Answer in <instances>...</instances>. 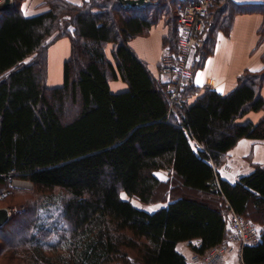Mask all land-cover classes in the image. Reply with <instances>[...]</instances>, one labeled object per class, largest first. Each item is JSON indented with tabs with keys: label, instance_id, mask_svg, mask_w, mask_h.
Returning a JSON list of instances; mask_svg holds the SVG:
<instances>
[{
	"label": "trees",
	"instance_id": "1",
	"mask_svg": "<svg viewBox=\"0 0 264 264\" xmlns=\"http://www.w3.org/2000/svg\"><path fill=\"white\" fill-rule=\"evenodd\" d=\"M20 1L0 12V190L14 176L32 183L35 195L0 229V238L14 232L0 250L5 259L192 264L194 254L228 237L233 210L261 229L260 245L243 251L244 264H264V167L235 183L218 172L240 140H264V118L244 122L264 111V69L245 71L227 95L197 96L192 79L172 103L167 83L130 42L165 19L163 44L175 49L183 0L135 9L118 0H45L47 10L33 17L23 15ZM232 9V0L215 1L194 75L214 54L218 34L230 35ZM259 35L261 44L264 23ZM61 38L70 41V57L63 85L50 88L49 50ZM114 81L127 90L113 92ZM181 186L184 194L176 195ZM135 201L159 207L148 211ZM182 244L193 254L180 252Z\"/></svg>",
	"mask_w": 264,
	"mask_h": 264
},
{
	"label": "crops",
	"instance_id": "2",
	"mask_svg": "<svg viewBox=\"0 0 264 264\" xmlns=\"http://www.w3.org/2000/svg\"><path fill=\"white\" fill-rule=\"evenodd\" d=\"M44 1L21 0L20 10L25 17L39 15L47 10L42 6ZM69 1L80 4L84 0ZM232 5V11L235 12L236 16L230 35L218 34L214 54L206 61L203 68L195 71L193 83L199 93L197 96L206 91H216L219 94L227 95L237 87L238 78L245 71L258 72L264 69V42L261 44L259 42V32L264 23L262 14L264 0H232ZM167 34L168 26L162 22L153 27L148 36L138 37L130 42V47L137 57L147 64L152 75L157 78L160 77L163 40ZM70 51L71 46L67 38H61L51 46L49 50L48 87L54 88L63 85L64 64L70 57ZM108 56L111 57V47L108 48ZM54 59L61 60L59 65L62 78L60 80H53L50 77ZM253 69H258V71H253ZM210 81H213L212 85H209ZM127 88L128 85L122 81L111 83V89L115 93L125 91ZM262 94L264 97V89ZM262 118H264V111L261 113L252 112L244 119V122L249 120L257 123ZM257 166L264 167V140L244 138L227 153L223 165L218 168V172L223 179L235 183L242 176L253 173L254 167ZM159 177L162 180L167 179L164 172H160ZM158 207L142 206L139 208L153 211ZM179 250L186 256L193 254L188 244H182ZM223 264H244L243 257L234 255L227 258Z\"/></svg>",
	"mask_w": 264,
	"mask_h": 264
},
{
	"label": "built area",
	"instance_id": "3",
	"mask_svg": "<svg viewBox=\"0 0 264 264\" xmlns=\"http://www.w3.org/2000/svg\"><path fill=\"white\" fill-rule=\"evenodd\" d=\"M4 0H0V4ZM177 21V45L176 48L170 46L163 48L160 61L159 75L167 83L166 92L170 95L171 102L181 99L187 83L194 76V62L198 60L199 52L205 44V37L208 34L210 25L215 14L212 9L216 0H183ZM210 81L209 85H212ZM9 181H14V176L9 177ZM9 184L6 189L0 190V200H5L13 195L19 185ZM13 214H24L26 209L10 208ZM229 235L224 242L210 251L211 258H204L205 255H193L192 264H223L227 258L234 255L243 257L246 246H258L261 243L260 227L238 215L233 210L230 211L228 223Z\"/></svg>",
	"mask_w": 264,
	"mask_h": 264
},
{
	"label": "rangeland",
	"instance_id": "4",
	"mask_svg": "<svg viewBox=\"0 0 264 264\" xmlns=\"http://www.w3.org/2000/svg\"><path fill=\"white\" fill-rule=\"evenodd\" d=\"M183 2L184 1H182V6H183ZM182 6H181V8H182ZM174 7H176V5ZM178 8H179V5L177 6V9ZM181 8H180V10H181ZM165 21H166L165 19L164 20L161 19V21L159 23H162V22H165ZM206 38H207V36L205 37V40H206ZM196 56H199V52L196 53ZM195 62H194V64H195ZM59 63L61 64V60L60 59L58 61L56 59L53 60V68H52V72L50 73L51 74L50 77L53 80H60L62 78V74H61V69H60ZM48 75H49V73H48ZM47 78L49 79V76ZM73 109L74 108H72V107H68V110H69L68 116H71V114L74 113ZM157 175L159 177V172L157 173ZM166 175L168 176V172L166 173ZM10 182L11 181H9L8 186H9ZM11 183H14V184L21 183L20 185H22V186L19 185L18 186L19 188H16V189L20 190V191H23V192L25 191L26 195L24 197H22V196L19 197L20 195H18V194L15 195L14 194V195H11V196L7 197L5 200H0V209L1 208H9V209L10 208H23L22 206L27 204L29 198L34 197V195H35L33 193V192H35L34 185L32 183H30L29 181H23V180H21V179H19L17 177H14V181H12ZM184 191H185V189L181 186L176 191V195L184 194ZM197 197L198 198H202V197H200L199 194H197ZM134 203L138 207H142V206H140V204L138 202L135 201ZM144 207H147V206H144ZM251 212L253 213V211H251ZM15 214L13 213L14 217L22 215L20 213H17L16 216H15ZM13 216H12V218H13ZM244 218L248 220V218H246V217H244ZM50 223H53V222L51 221ZM3 236H4L3 238H0V250H1L2 245H5V241H6V244L8 245L11 241L14 240V232L10 231L7 234H4ZM211 253H212V251H208L205 254V256H201V257L211 258L212 257ZM3 255H4V253H0V264H35V262L32 261V257L31 256H30L31 258L29 257L27 261L10 263V262H8L5 259V258H7V256L4 257ZM194 255H197V254H194Z\"/></svg>",
	"mask_w": 264,
	"mask_h": 264
},
{
	"label": "water",
	"instance_id": "5",
	"mask_svg": "<svg viewBox=\"0 0 264 264\" xmlns=\"http://www.w3.org/2000/svg\"><path fill=\"white\" fill-rule=\"evenodd\" d=\"M125 8H142L151 4L154 0H118ZM15 0H4L0 4V12L9 11L14 7ZM13 214L9 208L0 209V229L4 228L12 219Z\"/></svg>",
	"mask_w": 264,
	"mask_h": 264
},
{
	"label": "bare ground",
	"instance_id": "6",
	"mask_svg": "<svg viewBox=\"0 0 264 264\" xmlns=\"http://www.w3.org/2000/svg\"><path fill=\"white\" fill-rule=\"evenodd\" d=\"M156 27V26H155ZM163 27V26H162ZM159 68V67H158ZM155 69V68H154ZM156 70V69H155ZM155 70H153L154 72H155ZM157 71V70H156ZM21 183H17L16 185H20ZM20 186H22V185H20Z\"/></svg>",
	"mask_w": 264,
	"mask_h": 264
},
{
	"label": "snow or ice",
	"instance_id": "7",
	"mask_svg": "<svg viewBox=\"0 0 264 264\" xmlns=\"http://www.w3.org/2000/svg\"><path fill=\"white\" fill-rule=\"evenodd\" d=\"M253 71H258V69H253ZM221 91H222V90H221ZM122 198H126V197H123V196H122Z\"/></svg>",
	"mask_w": 264,
	"mask_h": 264
}]
</instances>
